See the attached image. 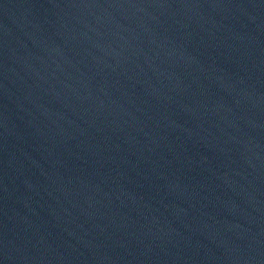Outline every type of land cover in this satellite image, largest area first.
<instances>
[{"label": "water", "instance_id": "1", "mask_svg": "<svg viewBox=\"0 0 264 264\" xmlns=\"http://www.w3.org/2000/svg\"><path fill=\"white\" fill-rule=\"evenodd\" d=\"M0 256L264 264V0H0Z\"/></svg>", "mask_w": 264, "mask_h": 264}]
</instances>
